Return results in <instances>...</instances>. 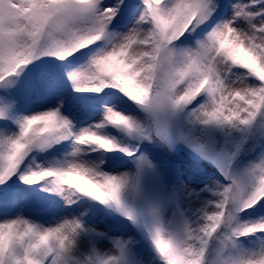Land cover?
Instances as JSON below:
<instances>
[{"label":"snow or ice","instance_id":"obj_1","mask_svg":"<svg viewBox=\"0 0 264 264\" xmlns=\"http://www.w3.org/2000/svg\"><path fill=\"white\" fill-rule=\"evenodd\" d=\"M0 264H264V0H0Z\"/></svg>","mask_w":264,"mask_h":264}]
</instances>
